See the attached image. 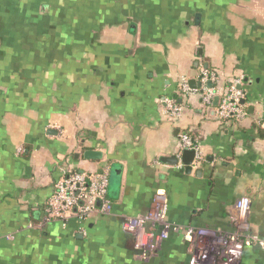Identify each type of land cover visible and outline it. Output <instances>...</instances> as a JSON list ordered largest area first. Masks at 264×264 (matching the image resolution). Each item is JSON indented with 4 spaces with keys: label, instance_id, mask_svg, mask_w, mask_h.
<instances>
[{
    "label": "crops",
    "instance_id": "0c3cea01",
    "mask_svg": "<svg viewBox=\"0 0 264 264\" xmlns=\"http://www.w3.org/2000/svg\"><path fill=\"white\" fill-rule=\"evenodd\" d=\"M202 67L223 93L241 80L248 117L179 96ZM165 98L185 106L179 120ZM263 115L264 0H0V264H192L186 230L238 232L242 197L264 239ZM185 133L202 153L191 169ZM106 170L111 213L47 218L66 173ZM159 189L177 230L144 257L123 224ZM241 264H264V250Z\"/></svg>",
    "mask_w": 264,
    "mask_h": 264
},
{
    "label": "built area",
    "instance_id": "2783aa9c",
    "mask_svg": "<svg viewBox=\"0 0 264 264\" xmlns=\"http://www.w3.org/2000/svg\"><path fill=\"white\" fill-rule=\"evenodd\" d=\"M200 87L192 88L189 80L179 81L178 92L182 98L200 95L206 107H212L219 97L216 114L220 120H242L249 116L246 104V93L241 90V80L234 83L227 92L218 87V75L208 68L200 70ZM165 115L171 121L179 120L185 106L176 98H165L162 101ZM264 128V115L259 121ZM181 153L185 150L196 151L195 162L202 158L198 144L188 134L180 136ZM181 158V157H180ZM109 172L84 173L70 171L56 184L55 192L48 201L47 218L52 221L65 222L72 216L82 221L89 220L94 214L111 213L113 207L108 197ZM169 197L165 190L159 189L154 197L151 208L145 215L129 218L123 224L124 230L135 238V247L147 254L155 253L164 241L169 239L172 231L177 228L168 221ZM251 200L242 197L236 203L237 215L234 221L239 225L238 232L219 234L216 231L200 228L186 230L185 239L192 264L217 263L241 264L245 249L257 245L264 250V239L249 233V216Z\"/></svg>",
    "mask_w": 264,
    "mask_h": 264
},
{
    "label": "water",
    "instance_id": "95a60500",
    "mask_svg": "<svg viewBox=\"0 0 264 264\" xmlns=\"http://www.w3.org/2000/svg\"><path fill=\"white\" fill-rule=\"evenodd\" d=\"M196 19H197V23H198V21L200 20V15H197ZM192 84L193 83H191V85ZM218 101H219V98L217 97L215 99V101H214L215 105H218ZM90 153L86 154V157L91 158V157H96L97 156L96 153H93V152H90ZM195 157H196V151H194V150H185L184 153H183V163L188 165L189 168L191 169V166H192V164L195 161ZM173 161H174V163H177L178 159H176V157H174ZM206 264H209V263H206Z\"/></svg>",
    "mask_w": 264,
    "mask_h": 264
},
{
    "label": "trees",
    "instance_id": "16d2710c",
    "mask_svg": "<svg viewBox=\"0 0 264 264\" xmlns=\"http://www.w3.org/2000/svg\"><path fill=\"white\" fill-rule=\"evenodd\" d=\"M214 104V103H213ZM214 106H212V108H213Z\"/></svg>",
    "mask_w": 264,
    "mask_h": 264
}]
</instances>
